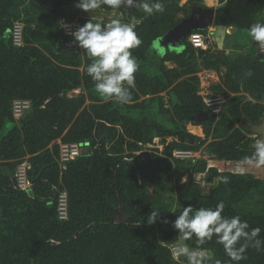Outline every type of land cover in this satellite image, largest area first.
I'll return each mask as SVG.
<instances>
[{
    "label": "trees",
    "instance_id": "obj_1",
    "mask_svg": "<svg viewBox=\"0 0 264 264\" xmlns=\"http://www.w3.org/2000/svg\"><path fill=\"white\" fill-rule=\"evenodd\" d=\"M44 1L57 4L56 12L37 0H0V130L6 120L16 122L0 136V264H187L185 257L173 255L171 245L181 234L172 222L183 207H215L220 201L224 215H239L251 228L260 227L264 239V178L207 164L247 162L255 152L249 125L264 117V53L248 30L264 23V0H219L224 4L215 9L214 26L235 29L225 37L228 54L196 48L188 37L179 50L153 48L193 7H205L202 0H161L164 11L152 15L139 7L102 5L101 10L120 12L122 22L138 21L142 44L131 51L139 68L127 103L94 94L95 82L86 72L91 58L63 29L66 22L82 26L89 19H108H77L78 0ZM17 22L22 24L19 45L13 41ZM242 30L246 45L238 39ZM194 32L208 34L207 29ZM203 70L219 76L209 86L211 95L224 98L219 113L199 94ZM16 99L30 102L18 119ZM189 123L201 126L204 136L190 133ZM156 138L163 146L150 149L155 166L150 172L138 152ZM60 143L83 149L64 168ZM176 149L203 150L207 158H176ZM24 161L29 184L20 187L15 172ZM194 173H204L212 184L207 193ZM220 176L228 182H219ZM61 192L66 193V218L58 212ZM172 193H178L177 204ZM152 210L160 218L149 225ZM183 242L208 251L206 264H227L215 239L203 246L195 237ZM245 255L239 264H264V252L250 247Z\"/></svg>",
    "mask_w": 264,
    "mask_h": 264
},
{
    "label": "clouds",
    "instance_id": "obj_2",
    "mask_svg": "<svg viewBox=\"0 0 264 264\" xmlns=\"http://www.w3.org/2000/svg\"><path fill=\"white\" fill-rule=\"evenodd\" d=\"M102 5H107L111 9H119L121 6L139 7L148 15L164 11L161 0H78L76 7L89 13ZM137 23L138 21L125 23L120 18H112L105 24L94 23L89 19L73 32L75 42L86 50L88 57L91 58L86 72L95 82L96 91L121 103L131 100L130 89L135 85V73L139 68L137 58L131 51L142 44L135 30ZM207 30L209 34L210 29ZM248 33L253 41L264 44V23L252 24ZM251 74V71L246 73L247 76ZM247 162L257 167L264 165V138L257 137L255 152L247 158ZM218 181L227 183L228 177L220 176ZM224 209L223 201L218 202L215 207L194 209L188 205L183 207L172 222V226L179 231L183 241L195 237L197 244L203 246L215 239L216 243L222 245L229 258L227 264H239L246 259L245 253L250 247L257 252H264V239L260 238L261 228H251L239 215H224ZM159 218L160 212L152 210L147 216V223L152 225ZM173 255L176 258L185 257L187 264H206V260L209 259L204 250H190L187 243L178 244L173 249ZM214 264L225 262L215 260Z\"/></svg>",
    "mask_w": 264,
    "mask_h": 264
},
{
    "label": "rangeland",
    "instance_id": "obj_3",
    "mask_svg": "<svg viewBox=\"0 0 264 264\" xmlns=\"http://www.w3.org/2000/svg\"><path fill=\"white\" fill-rule=\"evenodd\" d=\"M205 2H206L205 0H202V3H205ZM207 2L211 6L212 5L215 6V5H217L219 3V0H207ZM207 6H209V5H207ZM131 8H136V7H131ZM67 10L70 11L71 9H69V7H67ZM73 12L75 13V16L77 17V19H80V18H83V17H94V18H97V19H112V18H120L121 19V17H122V14L120 12H116V11L105 12V11H102L101 9L92 10L89 13H86L83 10L77 8V11H73ZM227 31H228L229 34H231V33H233L235 31V29L229 27L227 29ZM239 38H240V41H242L245 45L249 42V38H248L247 32L245 30H242L239 33L238 39ZM207 44H208L207 48L210 47L212 50L219 51V48H218L215 40L211 36H209V41H208ZM225 45H226V39H224V42H223L222 52L224 50V52L226 54H228V53H230V50L227 49ZM153 48L156 50L155 44L153 45ZM158 52H160V50ZM198 75H200V91H199V94L203 98H205L208 94H211V92L209 90V86L211 84L215 83V82H219V76H218V74L215 71H206V70L199 72ZM75 91H72V93H76ZM94 94L97 95L100 98H107V97L102 96L96 90H95ZM15 123H16L15 121L6 120L4 122L1 130H0V136L6 134L7 131ZM190 133H192L194 135H197V136H200V137L204 136L202 130H201L200 134H197V132L193 133L192 131ZM250 136L253 137L252 134H250ZM170 140H171V138H167V141H170ZM162 146L163 145L161 144L160 140L158 138H156L152 144L146 145L145 148L141 152H138V154L144 156V158L146 160V163H147V166H148V169H149L150 172H154L155 171V166H154V164L152 162V158H151V155H150L151 154V150L150 149L155 147L158 150H161ZM194 153L195 154H194L193 157L203 156V157L207 158V155L205 154V152L203 150H200V151H197V152H194ZM209 161H211V160L207 161L208 166H214V165H211L209 163ZM216 163H217L218 166H214V167H216L219 171H231V172H238V173L239 172H246V173H251V174H253L254 176H256L258 178H264V165L257 167V166H254V165H250L248 162H244V163L239 164L240 162H232V161L216 162ZM193 178H194V181L197 183V185L201 188L203 193H207L212 184L209 183V182H206V180L204 179V173H194L193 174ZM187 180H188V175L186 174V175H184L181 178V183L186 182ZM154 190H155L154 189V185L152 183H150V193H152ZM171 196H172L173 199L176 200L175 204H177V202H178L177 201L178 193H172ZM183 243L184 242H183V240L181 238V235H180L179 240L176 243H174L173 245H171L172 252H173V249L178 244H183ZM190 250H192V249H190ZM205 252L207 253V255H209L208 251H205ZM176 259H178V258H176Z\"/></svg>",
    "mask_w": 264,
    "mask_h": 264
},
{
    "label": "built area",
    "instance_id": "obj_4",
    "mask_svg": "<svg viewBox=\"0 0 264 264\" xmlns=\"http://www.w3.org/2000/svg\"><path fill=\"white\" fill-rule=\"evenodd\" d=\"M110 19L106 20L105 24ZM80 27V23L75 20L66 22L63 25L64 33L66 35L73 36V32ZM21 29L20 23H15L13 27V41L15 44H21ZM209 34H203L201 32H193L188 36L189 41L196 48H207ZM258 49L264 53V44H259ZM200 77V75H199ZM204 99V102L213 113H219L221 110L224 98L222 95H211L208 94ZM30 107V102L26 99H16L13 101V115L15 119L20 118L24 115V112ZM253 137L257 138V135L252 134ZM81 145L78 143H60V157L59 163L64 168L65 163L73 158H76L82 151ZM194 152L183 149H176L173 151V156L176 158H190L194 156ZM28 168V162L24 161L18 165L15 176L17 177L18 184L20 187H26L29 183L26 178V169ZM58 212L60 218H66L67 216V199L66 193L61 192L58 197Z\"/></svg>",
    "mask_w": 264,
    "mask_h": 264
},
{
    "label": "water",
    "instance_id": "obj_5",
    "mask_svg": "<svg viewBox=\"0 0 264 264\" xmlns=\"http://www.w3.org/2000/svg\"><path fill=\"white\" fill-rule=\"evenodd\" d=\"M39 3L50 10L56 12L57 4H47L44 0H37ZM224 3H219L215 6L193 7L188 17L182 19L164 36L155 41L156 45H168L171 49L179 50L192 32L213 28L211 35L215 38L219 52H222L223 42L228 33L227 27L223 25L214 26L215 9L222 6ZM74 43V42H73ZM201 119V118H200ZM250 130L257 137L264 138V117L258 124H250ZM257 139V138H256ZM255 139V141H256Z\"/></svg>",
    "mask_w": 264,
    "mask_h": 264
},
{
    "label": "crops",
    "instance_id": "obj_6",
    "mask_svg": "<svg viewBox=\"0 0 264 264\" xmlns=\"http://www.w3.org/2000/svg\"><path fill=\"white\" fill-rule=\"evenodd\" d=\"M77 4V3H76ZM76 4H75V6H76ZM204 5H206L205 3H203ZM219 4V3H218ZM102 11H104V10H102ZM105 12H108V11H105ZM111 12H113V11H111ZM117 12V11H116ZM97 19V18H96ZM232 28V27H231ZM228 29V28H227ZM213 30V28H210V30H209V35L215 40V38L211 35V32L210 31H212ZM216 42V41H215ZM155 44V43H154ZM155 46H156V49L157 50H161V49H163L164 48V46H168V45H156L155 44ZM167 65L169 66V67H171V66H173V64L172 63H167ZM205 71V70H204ZM76 93L78 92V90H76L75 91ZM196 130V131H193V130ZM187 130L189 131V132H193V133H196L197 132V134H200L201 133V130H202V128H201V126H198V125H192V124H188V126H187ZM203 132V131H202ZM211 161H216V162H220L219 160H211ZM210 162V161H209ZM221 162H225V161H221Z\"/></svg>",
    "mask_w": 264,
    "mask_h": 264
},
{
    "label": "bare ground",
    "instance_id": "obj_7",
    "mask_svg": "<svg viewBox=\"0 0 264 264\" xmlns=\"http://www.w3.org/2000/svg\"><path fill=\"white\" fill-rule=\"evenodd\" d=\"M220 162H221V161H220ZM209 163H210L211 165L218 166L217 163H216V161H210ZM241 163H244V162L240 161L239 164H241ZM237 169H238V168H237Z\"/></svg>",
    "mask_w": 264,
    "mask_h": 264
},
{
    "label": "flooded vegetation",
    "instance_id": "obj_8",
    "mask_svg": "<svg viewBox=\"0 0 264 264\" xmlns=\"http://www.w3.org/2000/svg\"><path fill=\"white\" fill-rule=\"evenodd\" d=\"M203 4V3H202ZM204 5V4H203ZM205 6V5H204Z\"/></svg>",
    "mask_w": 264,
    "mask_h": 264
}]
</instances>
